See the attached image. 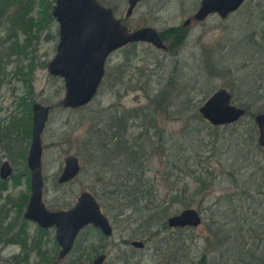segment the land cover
Returning a JSON list of instances; mask_svg holds the SVG:
<instances>
[{
    "label": "rangeland",
    "instance_id": "obj_1",
    "mask_svg": "<svg viewBox=\"0 0 264 264\" xmlns=\"http://www.w3.org/2000/svg\"><path fill=\"white\" fill-rule=\"evenodd\" d=\"M20 1L26 20L12 22V10L0 24V165L8 161L13 171L9 179H0V264H46V259L56 261L60 251L54 228L45 231L23 218L31 197L27 155L32 142L33 105L40 103L52 109L42 137L44 202L49 210L56 211L64 203L73 207L84 191L103 197L108 185L103 179L122 175L115 170L126 161L113 155L116 140L109 152H104L110 156L99 153L95 158L87 145L95 118L103 111L107 118L117 112L150 109V105L158 104L155 97L162 90L173 92L178 103L191 108L190 113L159 114L160 130L151 133L163 132L175 140H180L182 133H204L206 141L217 139V150L209 159L202 152L204 163L197 167L212 186L199 192L185 171H174L177 194L190 207L175 204L151 220L148 216L163 211V207L120 214L115 202H107L102 208L113 225V237L107 239L91 227L79 235V250L58 264H80L82 255L83 263L91 264L100 254L108 255L106 264H119L120 257H128L135 264H227L235 259L227 253L226 229L231 230L236 249L253 248L257 264H264V147L258 143L254 120L264 112V0H246L227 18L213 14L202 22L194 19L202 0H142L129 19H125L129 0H98L113 8L130 30L153 27L169 35L171 29L184 28L186 39L176 54L148 43L128 45L113 53L97 96L76 110L62 106L65 81L48 71L60 41V25L54 8L50 10L56 0ZM189 19L191 24L185 26ZM121 74L124 78L120 80ZM223 88L231 92L233 104L254 116L217 130L202 117L192 122L191 113H199L204 102ZM148 115L149 110L141 114L142 120L129 125L132 144L143 132L140 125L152 126L145 117ZM27 120L29 136L25 133ZM70 156L80 159L83 172L77 180L60 186L58 179ZM163 162L155 154L146 161V173L141 174L144 188L146 185L147 190L156 191L158 198L150 207L160 205L167 194ZM98 201L101 204V199ZM146 205L143 199L139 207ZM188 208L201 213L202 225L170 228L168 219ZM134 241L144 242L146 248H134Z\"/></svg>",
    "mask_w": 264,
    "mask_h": 264
},
{
    "label": "water",
    "instance_id": "obj_2",
    "mask_svg": "<svg viewBox=\"0 0 264 264\" xmlns=\"http://www.w3.org/2000/svg\"><path fill=\"white\" fill-rule=\"evenodd\" d=\"M142 0H129L125 19H129ZM246 0H202L194 15L198 22L213 14L227 18L236 13ZM53 15L60 25V41L55 58L49 63L52 76L65 81L66 95L62 106L66 109H80L88 106L97 96L106 75L109 57L128 45L148 43L166 51L167 44L162 33L153 27L129 30L115 11L98 0H56ZM191 19L185 22L190 25ZM51 107L33 105L32 142L27 155V167L31 171L32 195L25 208L23 218L36 223L43 229L56 227V237L61 248L60 260H65L74 250L80 232L93 226L105 237L114 235L113 226L95 197L89 191L82 192L75 206L69 210L50 211L44 202L45 178L43 171V134L51 116ZM201 117L213 127L233 125L247 116L245 108L233 104V97L226 88L216 91L199 109ZM258 128V143L264 147V112L255 116ZM82 165L77 156L65 160L58 183L65 185L74 181L81 173ZM2 179L11 176L12 168L5 161L0 168ZM170 228H198L203 223L199 211L184 209L167 221ZM137 249H144L142 241L132 242ZM107 255L102 254L91 264H105Z\"/></svg>",
    "mask_w": 264,
    "mask_h": 264
},
{
    "label": "trees",
    "instance_id": "obj_3",
    "mask_svg": "<svg viewBox=\"0 0 264 264\" xmlns=\"http://www.w3.org/2000/svg\"><path fill=\"white\" fill-rule=\"evenodd\" d=\"M18 1L20 0H0V24L2 19L7 17V14L12 10L14 13V16L11 18L12 22H19L25 19L26 13L23 9V5L21 1L17 4ZM53 8L52 3L50 10ZM169 32V35L167 33H162V37L166 43L169 42V44H167L168 51H174L173 53L176 54L185 42L186 30L184 28H175L171 29ZM170 38H172L171 42ZM174 47L178 48L174 50ZM119 78L120 80L123 79L124 74H121ZM155 98L157 99L156 101H158V104L150 105V109L146 107L124 114H119V112H117L107 118L103 111V113H100L98 117L95 118V124H93L90 128L88 132L90 135L87 143L96 158L100 156L99 153H103L105 156H110V154L104 152H109V148L112 146L113 140H116L117 144L115 145V153L113 155L117 159L120 158L126 161L122 162L123 167L121 169L119 168L115 170L116 172L122 173L121 176L116 175V178H113L114 175H112L103 179L104 184L108 183L104 189L103 197H99L98 194L95 193L97 199H101V206L104 205L106 207L107 202H115L118 205L117 208H120V214H126V212L130 209H133L136 212L144 213L143 210L152 211L163 207V211L149 215V220L160 214L166 213L175 204L186 208L190 207L189 202H187L184 197H180L177 194L176 188L178 184L177 181H175L174 176L177 171H185V177L189 176L193 178V183L199 192L207 190L212 186L211 182L207 183L205 173L199 172L197 167L201 163H204L202 161L204 160L202 152L207 155V158L209 159L219 147V141H217V139L206 141L203 136L204 133H182L183 137L180 140L172 139L167 136L168 134L163 132L151 133L152 130H160L158 124L159 114L171 112L173 115L182 116L185 113H190L189 110L191 109L188 105H185L182 102L178 103L173 96V92L171 93L170 91L162 90L161 94ZM248 107L249 106H247V108ZM29 110H31V106H29ZM147 110H149V115L145 117L149 120V123L152 126L147 127L146 125H140V127L143 128V132L138 134L134 144H132L129 141V136H131V128L129 125L133 124L136 120H142L141 114ZM191 115L192 122H198L199 119H202L201 115L197 111H194ZM247 116L254 115L248 111ZM31 117L32 116L29 115V118ZM202 121L206 122L204 119H202ZM226 127L227 126L224 128ZM219 128L220 127H214L215 130ZM195 129L198 130V128ZM25 133L28 136L31 135V132H29L28 120L25 121ZM155 154H158L161 160L164 161L163 163L166 165L165 172L163 174V184H165L167 188V194L165 199L161 201L160 205L150 207V204H154L158 198L154 196L156 191L153 192V190H147L146 185L144 188V185L141 182V174L143 175L146 173L144 168L146 161H150L153 157H155ZM197 162L198 164H196ZM106 165H108V163ZM174 171L176 172L175 174ZM108 172L112 173L114 170H110ZM121 177L123 179H121ZM108 188L113 189L109 190ZM151 188H153V186ZM150 197H153L154 199H150ZM143 199L147 200V205L144 209L139 207ZM166 204L167 206L165 207ZM61 207L70 208L67 203H64ZM141 218H143V214ZM222 230V228L219 229V232ZM225 231L227 232V236L224 239V242L226 243V246H228L227 253H231L235 259L227 264H234L236 262L242 264H257L255 261L256 253L253 248L236 249V246L233 244L234 241L231 237V230L226 229ZM76 250H79L78 245H76L75 251ZM92 250L95 251L94 248H92ZM83 256L84 255H82L79 260L80 264H84V259L82 260ZM118 263L135 264L130 261L128 257H120Z\"/></svg>",
    "mask_w": 264,
    "mask_h": 264
},
{
    "label": "flooded vegetation",
    "instance_id": "obj_4",
    "mask_svg": "<svg viewBox=\"0 0 264 264\" xmlns=\"http://www.w3.org/2000/svg\"><path fill=\"white\" fill-rule=\"evenodd\" d=\"M142 2V1H141ZM140 2V3H141ZM113 9V8H112ZM114 10V9H113ZM238 12V11H237ZM132 17V16H131ZM130 17V18H131ZM123 22H124V20H122ZM125 23V22H124ZM130 30V29H129ZM164 40V39H163ZM165 41V40H164ZM166 43V42H165ZM167 44V43H166ZM167 47H168V45H167ZM166 51H168V49L166 50ZM5 161H3L2 163H1V165L4 163ZM8 162V161H7ZM1 165H0V168H1ZM9 166H10V164H9ZM11 167V166H10ZM12 168V167H11ZM63 171V170H62ZM13 172V171H12ZM82 172H83V167H82V171H81V173H80V175L75 179V180H77L80 176H81V174H82ZM12 175V174H11ZM11 177V176H10ZM10 177H8V178H6V179H2L1 178V174H0V179L2 180V181H4V180H7V179H9ZM74 180V181H75ZM73 182V181H72ZM71 183V182H70ZM59 184V183H58ZM69 184V183H68ZM65 185H67V184H65ZM60 186H64V185H60ZM90 192V191H89ZM44 193H45V189H44ZM92 193V192H91ZM31 195H32V186H31ZM95 195V194H94ZM96 197V196H95ZM29 198H31V197H29ZM97 198V197H96ZM98 200V199H97ZM100 203V202H99ZM28 204V203H27ZM101 205V204H100ZM27 206V205H26ZM75 206V205H74ZM73 206V207H74ZM47 207V206H46ZM73 207H70V208H61V210H69V209H71V208H73ZM102 207V206H101ZM103 209V208H102ZM60 210V208H59V210H56V211H61ZM51 211V210H50ZM104 212V211H103ZM109 219V218H108ZM110 220V219H109ZM29 222H31V221H29ZM34 223V222H33ZM110 223H111V221H110ZM36 224V223H35ZM111 225H112V223H111ZM113 226V225H112ZM91 227H93V226H88V227H86V228H84L81 232H80V234L83 232V231H85V230H87V229H89V228H91ZM41 228V227H40ZM55 229V232H56V227H52V228H48V229H43V228H41L42 230H45V231H48L49 229ZM92 229H95L96 231H98L103 237H105L104 236V234L99 230V229H96V228H92ZM114 229V228H113ZM172 229H174V228H172ZM177 229H180V228H177ZM79 234V235H80ZM79 235H78V237H79ZM78 237H77V239H78ZM113 237V236H112ZM105 238H107V237H105ZM55 239H56V241H57V244H58V246H59V248H60V245H59V243H58V240H57V237L55 236ZM77 239H76V242H75V246H74V250H73V252L75 251V248H76V245H77ZM107 239H109V238H107ZM135 248V247H134ZM145 248H146V244H145ZM144 248V249H145ZM137 249V248H136ZM144 249H139V250H144ZM60 252H61V248H60V251H59V254H58V256H57V259H56V261H54L53 259H46L47 260V262H46V264H58L59 262H61V261H63V260H60L59 259V255H60ZM72 252V253H73ZM71 253V254H72ZM70 254V255H71ZM69 255V256H70ZM100 255H102V254H100ZM100 255H98V256H100ZM107 255V254H106ZM97 256V257H98ZM44 258H45V256H44ZM107 260H108V255H107ZM107 262V261H106ZM106 264V263H105Z\"/></svg>",
    "mask_w": 264,
    "mask_h": 264
}]
</instances>
